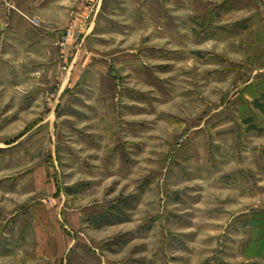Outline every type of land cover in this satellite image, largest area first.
<instances>
[{
  "label": "rangeland",
  "instance_id": "rangeland-1",
  "mask_svg": "<svg viewBox=\"0 0 264 264\" xmlns=\"http://www.w3.org/2000/svg\"><path fill=\"white\" fill-rule=\"evenodd\" d=\"M38 3L0 13V264H264V0H95L87 71Z\"/></svg>",
  "mask_w": 264,
  "mask_h": 264
},
{
  "label": "crops",
  "instance_id": "crops-1",
  "mask_svg": "<svg viewBox=\"0 0 264 264\" xmlns=\"http://www.w3.org/2000/svg\"><path fill=\"white\" fill-rule=\"evenodd\" d=\"M19 2L20 0H16ZM29 1L30 4H27L26 12L19 9L17 4H15L12 0H1L0 1V13L6 12L10 15L11 18L8 19L10 24H13L11 20H15L16 18H24V16L29 15L30 6L32 4H36V2L44 3L42 6L43 9H48L50 7L56 6H66V19L67 24L68 21L72 22V25L76 33H81L82 36L85 37L86 44L79 49V54L77 55L76 62L74 63V69H79V67H85L86 71L89 67L91 58L94 59L95 55L93 51L90 52L88 49L91 48L90 43L94 41V38L97 40L105 38L108 35V32H99L101 28V14L99 4L95 9V0H54L56 2L52 3V0H24ZM59 2V3H57ZM38 3V4H39ZM39 4L38 8L41 9V5ZM57 4V5H56ZM37 7V6H36ZM14 10L16 12H14ZM37 11V10H36ZM26 14V15H25ZM257 14V15H255ZM262 20H259L258 13L254 12V16H252V43H251V90L255 91L256 94L258 92H264V15L261 16ZM4 23L5 24H8ZM67 24H65L67 26ZM8 26V25H7ZM11 26V25H9ZM66 26L63 27L61 25L59 28L50 25L48 28L44 29L43 32V40L45 44H50V46L61 45L63 49H65V53L69 54L73 52V49L76 48L75 41L72 39H68L66 43H62L65 39V35L67 33ZM259 28H261V36H259ZM62 43V44H61ZM62 49V51H63ZM92 49V48H91ZM64 52V51H63ZM91 56V57H90ZM123 57V56H122ZM113 60L119 57H111ZM117 60V59H116ZM79 237H77L78 239ZM77 239L73 240V243L69 246V255L74 251V248L77 244ZM67 250V249H66ZM68 252V250H67ZM66 252V253H67Z\"/></svg>",
  "mask_w": 264,
  "mask_h": 264
},
{
  "label": "built area",
  "instance_id": "built-area-1",
  "mask_svg": "<svg viewBox=\"0 0 264 264\" xmlns=\"http://www.w3.org/2000/svg\"><path fill=\"white\" fill-rule=\"evenodd\" d=\"M69 36H70V33H69Z\"/></svg>",
  "mask_w": 264,
  "mask_h": 264
}]
</instances>
